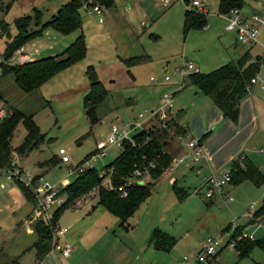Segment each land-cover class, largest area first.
Returning <instances> with one entry per match:
<instances>
[{"label": "rangeland", "instance_id": "rangeland-1", "mask_svg": "<svg viewBox=\"0 0 264 264\" xmlns=\"http://www.w3.org/2000/svg\"><path fill=\"white\" fill-rule=\"evenodd\" d=\"M68 1L0 0V25H5L4 30L0 27V62L17 63L16 48L11 49L6 57L3 55L5 46L13 41L16 33V18L30 15L27 27L35 29ZM81 1L82 5L85 0ZM219 2L202 0V6L207 10V24L202 28L191 27L187 31L183 29V14L188 6L180 0L168 7H162L157 0H113L110 6L94 3L102 10V22H99L94 12L88 11L90 6L88 10L80 6L81 30L86 46L82 59L58 70L40 87L28 93L19 91L10 75L0 76V94L6 99L5 103L0 100V107L8 109L13 105L21 111L32 112L33 120L44 135L25 154L13 153L15 157L13 160L11 158V168L18 169L24 177H30V174L42 176L41 182L46 181L50 186L61 189L74 178V167L79 166L81 163H78L93 151L91 154L94 156L88 157V164V160H84L82 166L95 167L100 172L120 150L106 140L111 126L115 124L122 128L125 122L149 123L144 110L154 109L155 100L166 93L172 95V110L182 115L180 122L188 127L192 138L199 139L210 131L205 147L214 154L213 164L215 161L219 167L228 169V163L237 157L236 161L243 164L246 162L240 155L243 153L264 177V87L259 83V80H264V50L261 47L264 42V24L251 54L261 63L255 75L258 81L240 100L235 122L224 117L211 98L187 79L184 86L177 89L180 75L174 72L175 67L190 62L199 72L206 73L228 62H235L248 49L234 41L233 31L225 30L227 20L218 11ZM240 2V12L244 16L256 14L260 20H264V0ZM47 29L22 43L21 51L35 58L57 54L69 45L78 32L61 34L52 28ZM135 55L143 56L144 60L134 66H127L124 60ZM88 65L93 67L97 79L110 90L106 101L97 109L100 120L92 125L83 107L84 93L88 90ZM191 72L188 70L183 76ZM166 73L170 76L168 81L163 79ZM127 98H131V103L122 102ZM141 112H144V116L139 119L137 115ZM155 123L153 119L152 124ZM140 128L135 127L131 132ZM24 132L22 124L17 122L9 138L12 148L20 143ZM171 140L167 149L173 161L189 149L185 140L177 137ZM199 140L202 141V138ZM99 141L105 142L104 150L95 149ZM59 148L65 150L68 161L59 160ZM52 157L54 159L51 161ZM191 167L194 168V165L189 162L175 164L155 181L150 193L134 212L132 222L136 229L155 225L159 229H173L182 233L183 240L171 252L181 260L186 256L188 264L194 260L207 237L220 236L223 243L234 232L233 242L246 237L243 233L253 232L254 239L264 237V228L250 226L255 220H261L262 216L252 214L253 218L249 217L262 204L264 182L254 185L247 178L240 182L232 181L235 185L225 188L232 197L231 201L220 196L207 204L202 180L204 173L197 174ZM5 170L0 169V264L10 263L14 258H17L18 264H51L52 259L47 253L37 260L35 250L31 247L37 238L35 219H26L25 215L31 209L32 202L22 196L13 180L4 177L2 172ZM103 184L110 186V180L108 182L105 179ZM173 189L179 192L183 190L188 195L179 200ZM89 209V205L65 209L59 216L58 225L69 228L66 234L86 230L87 246L91 239H97L92 247L85 250L91 264H111L112 260L121 259L122 255H108L102 247V231L110 227L114 215L100 206L90 216H85ZM104 213L106 215L101 216ZM214 257L215 264H264V250L259 245H254L246 256L240 258L234 246L227 244L218 249ZM71 260V257L67 258L66 264H82L86 261L83 262V256Z\"/></svg>", "mask_w": 264, "mask_h": 264}, {"label": "trees", "instance_id": "trees-1", "mask_svg": "<svg viewBox=\"0 0 264 264\" xmlns=\"http://www.w3.org/2000/svg\"><path fill=\"white\" fill-rule=\"evenodd\" d=\"M85 1L89 5L98 3L101 6H110L113 2V0ZM240 1L220 0L218 4L219 13H226L233 7L240 9ZM81 2V0H69L50 19L41 22L35 29L27 27L30 15L16 18L14 21L16 33L13 41L5 46L4 57L11 52V49L18 48L26 40L41 35L42 31L47 28H52L61 34L78 32L69 45L60 53L33 60L28 59L16 64L0 62V76L10 75L15 87L21 92L28 93L40 87L58 70L82 59L85 56L86 46L79 13ZM35 11L38 12V10ZM206 13L193 8H185L183 14L184 31L191 27H204L207 24ZM0 27L4 30L5 25H0ZM143 60V56L135 55L126 58L124 62L127 66H132ZM260 64L257 58H251L247 49L235 62H228L206 73L191 72L185 79L194 84L201 93L209 96L224 117L235 122L239 113L240 100L251 91L252 85L249 84V81L256 75ZM86 77L88 90L84 93L83 107L84 113L90 125H92L100 120L97 109L106 101L109 90L97 79L91 65L86 67ZM0 100L5 103V96L0 94ZM0 110H2L0 114V169H6L11 167L13 153L25 154L44 135L40 133L38 125L33 120L32 112L21 111L13 105H10L8 109L0 107ZM179 117L180 114L174 112L173 117L169 120L159 122L160 126L158 123L149 124L148 127L141 126L140 130L134 133L131 132L129 138L123 140L118 154L103 167L105 175H109L110 186L103 184L104 174L100 175L95 167L88 166L78 171L70 182L59 189L58 192L64 194L65 199L53 211L50 224L46 225L36 220L34 222L37 238L31 247L35 250L37 260L49 251L53 229L57 226L59 216L65 209H76L86 205L93 209L96 206H101L116 216L121 226L125 228L129 226L128 219L131 218L138 205L150 193V187L171 167L172 155L167 149L168 142L170 139L180 135L183 136L187 132L186 126L180 122ZM17 122L22 124L25 132L20 143L12 148L9 144V138H11ZM92 152L87 154L78 164L87 160ZM53 159L52 157L50 160ZM150 163L152 166L149 165ZM134 170L142 172L139 179L147 177L142 184L138 183L137 180H129ZM228 170L231 173V182H240L245 178L249 179L254 185H260L264 182L260 170L250 162L239 164L235 159L231 160L228 163ZM35 180L36 178L33 177V185ZM15 184L23 197L32 201L30 187L24 186L18 181H15ZM173 190L178 198L186 194L183 190L180 192L177 189ZM122 191H125L126 194L122 195ZM260 215L264 219V199L261 206L253 212V216ZM235 234L236 232L231 234L228 241L234 239ZM253 239L243 236L234 241V249L238 257L246 256L254 245H259L264 250V237ZM151 240L153 245L162 251H168L174 244V239L171 236L161 234L157 229L154 230ZM7 264H18L17 258Z\"/></svg>", "mask_w": 264, "mask_h": 264}, {"label": "built area", "instance_id": "built-area-1", "mask_svg": "<svg viewBox=\"0 0 264 264\" xmlns=\"http://www.w3.org/2000/svg\"><path fill=\"white\" fill-rule=\"evenodd\" d=\"M183 2L187 8L191 9H197L199 11H202L204 13L207 12L206 9H204V6H202V0H180ZM172 0H159V3L162 6H168ZM83 8L88 9L94 12L98 16V20L102 21V10L99 5L93 4L89 5L87 4V1H85L82 5ZM225 20H227L225 29L231 30L235 34V38L238 43L245 45V46H252L258 42V35L260 28L262 24H264V20H260L259 17L256 14H251L248 17L244 16L240 9L233 7L228 10L226 13H222ZM206 26V25H205ZM262 48L264 50V42L261 44ZM17 52V63L26 61L30 58L27 57L26 53H23L21 51V47L16 48ZM193 71L197 72L198 70L195 68V66L190 63L186 62L182 64L181 66L175 67L174 72L178 73L180 75L179 82L177 84V89H180L184 86L185 83V77L183 76L186 71ZM164 81H168L170 79V76L166 73L163 77ZM152 80H154L152 78ZM258 81L257 77L254 76L250 79L249 84L253 85ZM259 83L262 87H264V80H259ZM171 98L172 95L169 94H163L156 105L154 109L150 110H144L148 114L149 120H155L156 123L159 122H165L166 120H169L174 115V110H172L171 107ZM144 112L138 113L137 117L143 118ZM2 112H0L1 114ZM147 119V118H146ZM122 128H119L117 125L113 124L109 130V132L106 134V140L109 144L115 145L116 147L121 148L122 142L124 139L129 138L131 130L138 126H143V122L141 123H135L131 124L128 122L122 123ZM160 126V125H159ZM177 139H183L185 140V144L188 147L189 151L186 154H182L175 158V160L171 161V167L175 164H179L182 162H189L190 164L194 165V169L196 172H199L198 164L201 160H204L205 163H208L211 160V155L205 150L203 145L200 143L199 139L192 138L188 132H186L183 136L180 135L177 137ZM95 148L98 151L104 150L105 148V142L99 141L96 143ZM59 160L62 162H66L69 160L68 155L66 154L65 150L63 148H59L58 150ZM94 155H91L90 158H92ZM15 156L12 155V159ZM88 160V161H87ZM85 160L87 161V164L89 162V159ZM81 163L79 166L74 167L73 171L76 174L78 171H81L84 166H82ZM152 166V164H149ZM170 167V168H171ZM11 168V167H10ZM6 168L4 172V177L6 179H11L14 182L18 181L22 183L24 186L30 187L31 195H32V206L30 209V212L27 214V218L35 219L36 221H41L42 223L48 225L50 224V221L52 219L53 211L62 204L65 197H62V194H60L58 191L59 189L56 187L50 186L46 181L41 182L42 176L35 177V184H32V178L30 173L24 172L26 174H30V177L22 176L18 169L16 168ZM100 175L105 176L103 179V182L105 179L109 182L108 177L105 175L106 173L104 170L99 172ZM142 175V172L139 170H134L132 172L131 180H139V176ZM39 179V182H37ZM231 173L228 169L224 168H216L211 170L206 177H204V185L206 188V196L211 195L213 192L220 193L222 195H225L227 199L231 200L232 197L229 196L225 191L226 186L231 182ZM121 189V188H119ZM126 192L122 191V195H125ZM253 213L250 214V218L252 219ZM25 219V220H26ZM251 226H255L256 228H264V219L261 220H255L253 223H251ZM67 227H60L58 224L53 229L52 233V242L51 247L47 254H49L51 257H55V255H67L69 252H71L72 247L71 244L63 240L62 237L64 233L66 232ZM248 238H253V232L252 233H243ZM227 244L233 245V240H230L226 243H223L222 238L219 237H207L203 240L200 249L195 255L194 260L189 264H215L214 262V254L215 252L220 249L222 246H225ZM187 257L183 256V260L187 261ZM188 264V263H186Z\"/></svg>", "mask_w": 264, "mask_h": 264}, {"label": "crops", "instance_id": "crops-1", "mask_svg": "<svg viewBox=\"0 0 264 264\" xmlns=\"http://www.w3.org/2000/svg\"><path fill=\"white\" fill-rule=\"evenodd\" d=\"M157 1L159 2V0H157ZM174 1H176V0H172L171 3H173ZM171 3L169 5H171ZM168 6H162V7H168ZM88 11H90V10H88ZM99 22H102V21H99ZM81 28H82V26H81ZM47 30L48 29H45L44 31H42V33L47 31ZM226 31H228V30H226ZM234 41L236 43H238L236 38H235V34H234ZM254 46H255V44L252 45V46H246L248 48L250 56L252 54V50H253ZM20 47L22 48L21 45H20ZM261 47H262V45H261ZM62 50H63V48H62ZM62 50H60V51H62ZM26 55L31 60L36 59L34 57V55H32V54H28L27 53ZM134 65H136V64H134ZM134 65H132V66H134ZM109 92H110V90H109ZM158 98L155 100V105H157V103H158ZM122 102L131 103V98H127V99L123 100ZM0 112H2V110H0ZM177 113H179V112L177 111ZM181 116L182 115H180L179 118H181ZM149 119L150 118L146 119V121H150L149 123H146L144 121L145 124H144V122H143V124L144 125H149V124L151 125L153 123V120L152 119L149 120ZM181 123H183V122H181ZM186 130L189 133V129H188L187 126H186ZM209 132L210 131L205 132L200 137V138H202V141L201 140H199V141L203 145L205 150L211 155V160L208 163H205L204 160H201L199 162V164L197 165L198 168H199V172L195 171L197 174L202 173V171H203V173H204L202 175L203 184H204V177H206V175L211 170L216 169V168H218V169L221 168V167L218 166V164L215 161H214L215 164H213V156H214V154L205 147V140H206ZM171 141H173V139ZM174 149L176 150V146H174ZM240 155L245 158L244 160L246 162H250L251 163V161L246 156H244L243 153H241ZM237 158L235 160H237ZM192 169H194V168H192ZM144 179L146 180V178H144ZM144 179L139 180V181H142V183H143ZM171 182L174 183L175 180H171ZM228 185H235V184L230 182ZM204 187H205V185H204ZM225 191H227V190H225ZM205 193H206V188H205ZM187 195H188V193L186 192V194L183 197H182V195H181L180 198H178L177 195L176 196H177V198L179 200H182ZM204 196L208 200V202H206L207 204L212 203V201L216 197H220V196H222L223 199L226 200V201H231L232 200V199L231 200L227 199L225 195H222V194L217 193V192H213L211 195H208V196H206V194H204ZM98 207H100V206H96L93 209H89L86 212L85 216H90L93 213V211L96 208H98ZM101 209H103V208L101 207ZM28 212H30V210H28ZM28 212H26L25 215H27ZM104 215H106V214L104 213L101 216H104ZM114 217H115V219H114V221H112L110 223L111 224L110 227L107 230L102 231V234H103V237H102L103 246L102 247H103V249L105 248L106 253L108 255L113 254L114 257H120L122 255L121 259H117L116 261L112 260L111 264H186V261H184L183 259L181 260L178 257V255L173 254L171 252V250L174 247H178L180 241L183 240V237H182L183 234L182 233L175 232L173 229H159L155 225H153V227L150 225V226H145L144 228L136 229L135 224L132 222V218L134 217V214L131 216V218L129 220V226L127 228H125V227H123V226H121L119 224V219L116 216H114ZM19 220L20 219H18V221ZM24 223H28V222L25 221ZM24 225H26V224H24ZM248 225H250V224H248ZM156 229L161 234L163 233L164 235L171 236L174 239V244L172 245V247L168 251L159 250L153 245L151 239H152L153 232ZM244 229H246V228H244ZM68 232H69V228L67 227V230L64 233L62 239L68 241L71 244V247H72L71 252H69V254H67V255H59V254H57V255H55V257H51L50 256L51 259H52V263L54 262L55 264H64V263L66 264V259L67 258L71 257L72 260H73V257H75V259H77V258L80 259V257L83 256V262L85 260L86 261H85V263H82V264H91L90 263L91 261L89 260L88 255L85 253V250H86V248L92 247L97 242V239H91L90 245L87 246V245H85V240H86V237H87L86 234H85L86 230H80L78 232L73 231L70 234H66ZM111 249H112V252H110ZM120 250H122V251H120ZM215 260H216V258L214 257V261ZM101 264H105V262H102Z\"/></svg>", "mask_w": 264, "mask_h": 264}, {"label": "water", "instance_id": "water-1", "mask_svg": "<svg viewBox=\"0 0 264 264\" xmlns=\"http://www.w3.org/2000/svg\"><path fill=\"white\" fill-rule=\"evenodd\" d=\"M138 183L142 184V181H139Z\"/></svg>", "mask_w": 264, "mask_h": 264}]
</instances>
